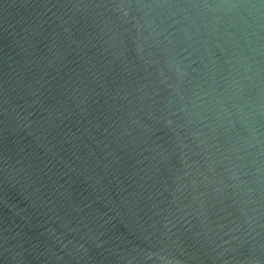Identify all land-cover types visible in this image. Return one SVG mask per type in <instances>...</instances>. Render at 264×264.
<instances>
[{
    "label": "water",
    "instance_id": "95a60500",
    "mask_svg": "<svg viewBox=\"0 0 264 264\" xmlns=\"http://www.w3.org/2000/svg\"><path fill=\"white\" fill-rule=\"evenodd\" d=\"M0 264H264V0H0Z\"/></svg>",
    "mask_w": 264,
    "mask_h": 264
}]
</instances>
